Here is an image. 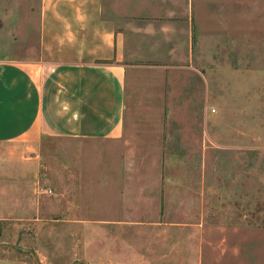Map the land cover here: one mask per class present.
I'll use <instances>...</instances> for the list:
<instances>
[{"label": "rangeland", "instance_id": "obj_1", "mask_svg": "<svg viewBox=\"0 0 264 264\" xmlns=\"http://www.w3.org/2000/svg\"><path fill=\"white\" fill-rule=\"evenodd\" d=\"M39 12L0 0V60L39 57ZM195 12L191 54L127 70L122 136L0 145L26 204L0 218V261L264 264V0Z\"/></svg>", "mask_w": 264, "mask_h": 264}, {"label": "crops", "instance_id": "obj_2", "mask_svg": "<svg viewBox=\"0 0 264 264\" xmlns=\"http://www.w3.org/2000/svg\"><path fill=\"white\" fill-rule=\"evenodd\" d=\"M195 5L196 0H40L39 57L0 60V145L36 149L47 136H122L127 70L156 54H191ZM10 159H17L15 151ZM1 168L0 218H20L26 205L21 171L3 176Z\"/></svg>", "mask_w": 264, "mask_h": 264}]
</instances>
